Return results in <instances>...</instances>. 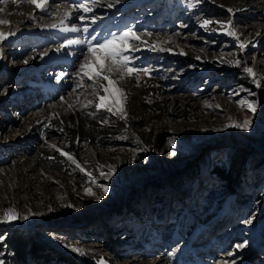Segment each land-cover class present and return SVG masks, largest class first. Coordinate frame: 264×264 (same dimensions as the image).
I'll list each match as a JSON object with an SVG mask.
<instances>
[{
  "label": "rangeland",
  "instance_id": "obj_1",
  "mask_svg": "<svg viewBox=\"0 0 264 264\" xmlns=\"http://www.w3.org/2000/svg\"><path fill=\"white\" fill-rule=\"evenodd\" d=\"M79 2H0V32L15 33L0 41V217H19L0 229L46 253L3 246L0 264H264V0H99L83 22ZM127 28L143 41L129 66L150 72L102 61L108 93L80 67L86 44L61 47Z\"/></svg>",
  "mask_w": 264,
  "mask_h": 264
},
{
  "label": "snow or ice",
  "instance_id": "obj_2",
  "mask_svg": "<svg viewBox=\"0 0 264 264\" xmlns=\"http://www.w3.org/2000/svg\"><path fill=\"white\" fill-rule=\"evenodd\" d=\"M0 2H3V0H0ZM27 3L33 5L35 8L40 9L41 11H46V5L48 4V0H26ZM99 4V0H81L79 3L75 4H70L69 7L73 8L75 11L82 12L84 15H81L79 17V20L83 22L86 18V15L88 13H91L94 11L95 6ZM111 6V5H109ZM2 11V9H0ZM230 13H232V9H228ZM93 22H95L93 20ZM9 23L7 21H0V24H5ZM212 23L210 20H204L202 22V27L208 26ZM226 27L228 28V35L236 36L237 39L239 37L237 34L232 31V21L229 20L227 22ZM78 27H71L70 29H64V31H80ZM84 32H88V28L84 27L82 29ZM10 35H15L14 32L12 33H4L0 32V41H3L8 38ZM150 35V34H148ZM96 37H91V40H95ZM133 40L140 41V34L137 33L133 28H127L126 30L121 31L119 34H113L110 39H106L103 42L99 44L93 45L90 41L87 40H73V39H68L66 40L61 47H71L72 45L75 44H86L87 45V52L92 53L94 55V59L91 61H87L82 63L80 65L81 69H87L90 66H94L97 68L96 72L92 73H85L87 75V78L89 80L93 79H101L104 81H107V85H101L105 93L109 92V87L115 84V81H113L108 75H104L103 72L105 70V64L102 63V61H111L112 66L119 70H126L129 74L133 72H140L143 71L145 75H148L150 70L148 68H143V69H136L133 67H130V57L126 55L125 53L127 51H135L137 50V45L132 44ZM143 43V41H140ZM246 47L245 43H240L239 48L243 50ZM152 50H159V51H164L165 49L159 48L158 46H155L152 48ZM47 53H45L46 55ZM27 63V61H24ZM241 62L239 60L236 61V64H240ZM112 67H108L107 71H112ZM243 71L246 72L250 77L255 76V73L251 67H248L247 65H244ZM83 78V77H82ZM256 87H262L264 85L261 84V81L259 79H253L252 81ZM91 86V85H89ZM115 91L119 93L121 90L119 88H116ZM253 94V93H250ZM98 99L100 101L99 104L96 105V107L99 109L104 106V101L106 99L105 96H98ZM248 108L250 111L255 112V107L252 104L248 105ZM109 112L113 111L112 107H108L107 109ZM121 112H123V108L119 109ZM250 126V121L249 120H244L243 123H230L225 125L226 128H240L242 130L247 131ZM59 151V149H57ZM61 155L69 156L71 158L70 154L61 152ZM83 171V169H82ZM114 172V170L110 169L109 173H102L103 175H111ZM95 183V181H93ZM88 194H91L90 190L86 189L85 190ZM105 193H107V188H104ZM71 207V205H68ZM18 214H16L12 209H7L4 210V215L3 217H0V223H10L15 219H18ZM27 219V217H24ZM4 239V237H0V240ZM66 247H69V245H65ZM237 247H243V245H237ZM71 250L73 252H76L78 254L83 255L84 250L76 247H72ZM99 264H104V261L101 260L99 261Z\"/></svg>",
  "mask_w": 264,
  "mask_h": 264
},
{
  "label": "trees",
  "instance_id": "obj_3",
  "mask_svg": "<svg viewBox=\"0 0 264 264\" xmlns=\"http://www.w3.org/2000/svg\"><path fill=\"white\" fill-rule=\"evenodd\" d=\"M238 160H240V154L239 152L234 153L233 156L230 159L229 167L224 171L220 170L218 171L219 177L224 181H231L233 178V174L236 171V168L238 165ZM232 188V187H231ZM16 229L12 228L10 230H2L0 229V237H4V239L0 240V252L2 251L3 246H7L10 251H12L15 256L18 257V259L22 262L23 261V251L24 249H27L29 247V254L34 256L36 254H39L41 256H45V252L41 250V247L38 246L35 242L29 241L26 243V240L22 238L21 235L15 234ZM26 245L28 247L26 248ZM41 253V254H40Z\"/></svg>",
  "mask_w": 264,
  "mask_h": 264
},
{
  "label": "bare ground",
  "instance_id": "obj_4",
  "mask_svg": "<svg viewBox=\"0 0 264 264\" xmlns=\"http://www.w3.org/2000/svg\"><path fill=\"white\" fill-rule=\"evenodd\" d=\"M48 1H50V0H48ZM66 11V10H65ZM64 12V11H63ZM67 13H68V15H67V19H71L72 18V15H71V12H69V11H67ZM65 15V14H64ZM71 27H73V25L72 26H70L68 29H70ZM64 29H66V28H63V27H61L59 30H63L64 31ZM64 33H66L67 35H72V31H64ZM71 39H72V37H70ZM74 46V45H73ZM62 80V79H61ZM60 81V80H59ZM58 82V81H57ZM57 85H62V84H60V82H58L57 83Z\"/></svg>",
  "mask_w": 264,
  "mask_h": 264
}]
</instances>
